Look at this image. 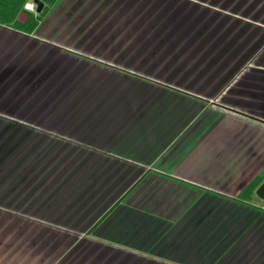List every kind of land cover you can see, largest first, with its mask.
Returning a JSON list of instances; mask_svg holds the SVG:
<instances>
[{"label":"crops","instance_id":"0c3cea01","mask_svg":"<svg viewBox=\"0 0 264 264\" xmlns=\"http://www.w3.org/2000/svg\"><path fill=\"white\" fill-rule=\"evenodd\" d=\"M263 175L264 0L0 24V264H264Z\"/></svg>","mask_w":264,"mask_h":264},{"label":"trees","instance_id":"16d2710c","mask_svg":"<svg viewBox=\"0 0 264 264\" xmlns=\"http://www.w3.org/2000/svg\"><path fill=\"white\" fill-rule=\"evenodd\" d=\"M30 0H0V24L11 27L17 31L34 34L41 22L47 17L61 0H39L44 3L42 12L38 15L27 13L24 6ZM25 18L23 21L20 20ZM264 181V175L255 178L240 194V198L246 201L252 200L256 190Z\"/></svg>","mask_w":264,"mask_h":264},{"label":"water","instance_id":"95a60500","mask_svg":"<svg viewBox=\"0 0 264 264\" xmlns=\"http://www.w3.org/2000/svg\"><path fill=\"white\" fill-rule=\"evenodd\" d=\"M34 3L37 5V14H40L44 8V3L39 0H34ZM256 195L264 200V182L262 185L257 189Z\"/></svg>","mask_w":264,"mask_h":264},{"label":"built area","instance_id":"2783aa9c","mask_svg":"<svg viewBox=\"0 0 264 264\" xmlns=\"http://www.w3.org/2000/svg\"><path fill=\"white\" fill-rule=\"evenodd\" d=\"M25 11L36 14L37 13V5L34 2H28L24 6Z\"/></svg>","mask_w":264,"mask_h":264}]
</instances>
